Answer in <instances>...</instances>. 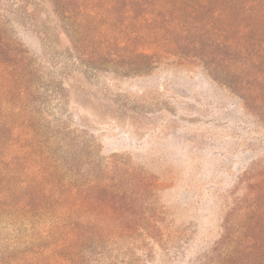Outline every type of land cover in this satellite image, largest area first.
Returning <instances> with one entry per match:
<instances>
[{
  "label": "trees",
  "instance_id": "trees-1",
  "mask_svg": "<svg viewBox=\"0 0 264 264\" xmlns=\"http://www.w3.org/2000/svg\"><path fill=\"white\" fill-rule=\"evenodd\" d=\"M11 16L40 33L51 68L10 33ZM168 59L199 62L264 123V0H0V264H91L118 235L160 233L151 177L98 159L55 109L67 82ZM238 185L200 264H264V160Z\"/></svg>",
  "mask_w": 264,
  "mask_h": 264
},
{
  "label": "rangeland",
  "instance_id": "rangeland-1",
  "mask_svg": "<svg viewBox=\"0 0 264 264\" xmlns=\"http://www.w3.org/2000/svg\"><path fill=\"white\" fill-rule=\"evenodd\" d=\"M7 23L29 56L51 68L40 33L14 16ZM101 75L84 77L80 88L67 82L55 117L87 137L98 159L144 170L162 217L158 235L147 225L140 235H118L98 246L91 264H200L220 239L239 177L264 160V123L199 62L168 59L150 74Z\"/></svg>",
  "mask_w": 264,
  "mask_h": 264
}]
</instances>
